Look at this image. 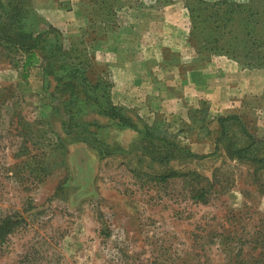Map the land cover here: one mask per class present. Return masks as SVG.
<instances>
[{"label": "rangeland", "instance_id": "obj_1", "mask_svg": "<svg viewBox=\"0 0 264 264\" xmlns=\"http://www.w3.org/2000/svg\"><path fill=\"white\" fill-rule=\"evenodd\" d=\"M29 1L34 13L29 17H35L38 30L55 28L39 11L43 7L54 8L55 16L63 23H69L72 18L73 27L59 31L60 42L66 49L80 40L83 31L89 34V27L92 37L103 38L93 58L104 66L108 79L109 44L103 45L110 34L124 28L122 23L129 14L123 6L154 13L176 5L178 15L187 19L188 43L186 0H174L169 5L157 0H116L115 28L110 32L109 28L102 30L105 26L111 28L110 22H100L99 18L107 13L106 0ZM228 1L256 6L251 3L257 0ZM79 25L82 26L79 28ZM81 39L88 47L89 38ZM97 51L108 55L100 53L104 57H99L98 61ZM195 56L196 60L184 66L182 72L191 69L197 74L211 61H215L214 67L219 69L227 63L247 70L241 62L225 56L211 55L207 61ZM221 57L227 61L219 60ZM21 65L20 58L10 61L0 53V104H4L0 106V218L16 215L24 222L0 244V264H231L230 257L240 250L242 257L249 253L253 261L264 264V169L230 160L225 144L214 157L185 167L205 177L215 175L219 186L206 205L191 203L181 196L182 191L178 194L180 183L175 185L174 191L142 186L127 169V158L115 156L101 160L93 150L77 140L68 141L67 137V156L63 160L57 156L50 159L49 170L34 171L36 165L46 162V157L40 154L43 147L28 144L30 155H23L19 151V134H24L27 128L48 131L50 128L42 120L49 117L53 131L60 134V124L51 110L55 102L43 87L40 68L31 67L27 79L23 80ZM247 71L258 74L247 76V81L242 77L239 83H246L241 82L238 90H233L237 81L232 82V78L228 86H224L227 91L239 93H245L244 86L249 79L250 86H255L251 94L243 95L235 110H228L230 112L223 110L222 114H215V109L221 111L219 104L205 101L203 92L196 108L184 109L172 117L158 112L149 117L139 116L134 109L119 107L135 122L139 121L140 126L159 125L162 131L173 135L172 140L196 155L212 153L215 119L235 114L242 126L234 125L229 129L234 142L241 143L242 127L255 140L260 155L264 152V69ZM199 103L205 104L208 115L207 124L201 130L190 125L187 115L189 109H198ZM84 114V122L99 124L96 133L102 143L117 150H129L139 142L136 132L117 129L90 110H84ZM16 122L18 131L14 129ZM171 165L176 166V163ZM233 236L231 244L228 241ZM254 241L257 242L249 243ZM230 246L234 247L233 251L227 248Z\"/></svg>", "mask_w": 264, "mask_h": 264}, {"label": "trees", "instance_id": "obj_2", "mask_svg": "<svg viewBox=\"0 0 264 264\" xmlns=\"http://www.w3.org/2000/svg\"><path fill=\"white\" fill-rule=\"evenodd\" d=\"M157 1L169 5L174 0ZM106 2L107 13L99 18L100 22H110L111 28L105 26L102 29L107 31L109 28L110 32L115 28L114 9L118 6L116 0ZM100 4L103 5V1ZM251 4L256 6L228 0L184 2L189 21L188 44L199 59L207 61L211 55L225 56L239 64L241 62L244 69H264V0ZM30 13L29 0H0V53L10 61L14 57L20 58L23 80L27 79L31 67L40 68L43 87L55 102L51 110L59 118L60 134L53 131L49 117L42 120L50 128L48 131L27 128L24 134L18 136L21 138L19 151L25 156L30 155L28 144L43 147L40 154L46 157V162L36 165L34 171L41 173L49 170L51 167L47 163H50V159L57 156L63 160L67 156V137L68 141L77 140L93 150L101 160L115 156L127 158L128 161L124 162L127 169L142 186L174 191L175 185L180 183L181 190L178 194L182 191L181 196L191 203L206 205L213 191L216 192L218 181L213 173L210 177H205L195 170L185 168L193 162L214 157L219 147L225 144L230 160L264 169V152L258 155L255 140L244 128L241 127V143L234 142L229 129L234 125L242 126L239 116L235 114L215 119L216 127L212 131L215 136L214 149L209 155L193 154L188 147L180 146L172 140L173 135L162 131L155 123L140 126L139 121L138 124L127 116L124 108L112 103L110 79L104 66L93 58V52L103 43V38L97 35L92 37L93 31L89 27V34L83 31L81 36L89 38L88 47L84 46L85 42L80 38L76 44L66 49L60 42L59 30L52 27L38 30L35 17L30 18ZM97 14L95 12V17ZM89 22L87 20V24ZM80 46L82 47L78 48ZM84 110H90L117 129L136 132L140 136L139 142L129 150H117L102 143L96 133V129L100 128L99 124L84 122ZM187 115L190 125L199 130L207 124L208 115L204 103H199L198 109H189ZM17 124L18 122L15 131H18ZM131 160L136 162L133 164ZM172 163H176V166H172ZM23 224V220L16 215L0 218V244L5 243ZM233 241L234 236L228 242L232 244ZM227 248L232 251L234 249L233 246ZM241 254L242 250L231 256V264L259 263L253 261L249 253L246 254L247 257H242ZM248 257L250 258L246 259Z\"/></svg>", "mask_w": 264, "mask_h": 264}, {"label": "crops", "instance_id": "obj_3", "mask_svg": "<svg viewBox=\"0 0 264 264\" xmlns=\"http://www.w3.org/2000/svg\"><path fill=\"white\" fill-rule=\"evenodd\" d=\"M175 6L154 13L123 6L129 14L122 23L124 28L110 34L103 45L109 44L107 58L113 104L134 109L139 116L143 114L149 117L158 112L172 117L184 109L196 108L200 93L203 92L205 101L219 104L221 111H213L211 106L215 114H222L223 110H227L224 113L235 110L243 95L251 94L255 86H250L251 79L244 86L245 93L227 91L224 86H228L232 78V82L237 81V84H233L236 85L233 90H238L241 82L247 81V76L250 78L258 73L227 63L223 69H219L214 67L215 61L198 70L197 74L191 69L182 72L181 69L191 65L196 56L186 41L187 19L178 15ZM39 11L61 32L73 27L70 23L72 18L68 20L69 23L61 22L55 16L54 8L43 7ZM100 53L108 55L97 51L98 61L99 57H104ZM219 60L227 61L222 57ZM104 62L108 63L107 60ZM242 77L245 81L239 83ZM224 101V105L220 104Z\"/></svg>", "mask_w": 264, "mask_h": 264}]
</instances>
